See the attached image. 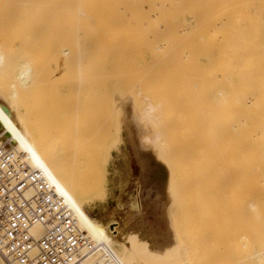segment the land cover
<instances>
[{"label": "rangeland", "instance_id": "1", "mask_svg": "<svg viewBox=\"0 0 264 264\" xmlns=\"http://www.w3.org/2000/svg\"><path fill=\"white\" fill-rule=\"evenodd\" d=\"M76 2V14L68 17L60 9L64 0H0V38L10 41L28 33L27 44L45 50L33 65L31 89L15 114L17 130L39 134L46 142L60 129L85 132L83 137L88 138L78 145L55 147L54 159L86 190L84 202L92 217L102 224L112 223L118 239L112 249L123 264H148L142 253L143 240L154 250L178 241L187 255L184 259L180 253L175 255L172 264H234L241 260L235 258L238 255L245 259L250 246L243 250L250 240L246 239H257L260 225L264 229V218L258 224L259 215L264 216V199L259 201L262 209L259 203L260 208L255 207L260 211L256 218L249 204L256 191L250 185L251 192L245 190L248 195L241 189L243 197L237 204L231 179L237 173L244 177L245 171L257 165L254 162L248 168L244 162L239 165L234 155L216 156L225 153L228 141L216 120L217 108L208 98L212 94L208 85L214 82L207 77L202 34L179 26L190 0ZM146 5L161 9L160 27L139 25L140 18L146 23L144 16L153 14V10H142ZM115 14L119 27L112 25ZM126 15L135 26L131 32ZM79 31L85 38L79 37ZM13 41L19 45L17 39ZM56 61L60 68L55 67ZM147 102L160 104L163 112H159L166 115L158 124L167 126L166 133L176 130L173 140L166 139L158 151L153 141L142 139L152 133L151 125L137 116ZM147 155H151L150 163ZM258 194L264 197L257 192L254 196ZM240 231L248 235L240 240L243 249L233 241ZM239 245L245 254L240 255Z\"/></svg>", "mask_w": 264, "mask_h": 264}, {"label": "bare ground", "instance_id": "2", "mask_svg": "<svg viewBox=\"0 0 264 264\" xmlns=\"http://www.w3.org/2000/svg\"><path fill=\"white\" fill-rule=\"evenodd\" d=\"M199 2L202 3L201 6L198 5ZM189 7L190 8L185 10L184 19L180 21L179 26L180 29H192L193 33L195 30L202 34L201 41L205 48L207 77L209 81L214 82L208 85L212 93L208 98L210 97V101H212V104L214 103L215 110L217 108L218 117L216 116V120L219 118L217 121H219L220 126L226 131V137L224 138H227L226 140L228 141L227 143V141L224 140L227 143V148L224 150L225 153L220 151L222 155L218 152L216 156H222L223 158V155H234L239 165H243L242 162H244L247 164L246 166H248V168L254 165V162L257 165H255L256 167L252 166L253 169H249L250 171L247 169L248 172L245 171L246 174L243 172L244 177L241 176V173H237L234 179V176L230 173V176H233L231 180L235 181L233 186L235 189L233 190V197H235V202L239 204V200L241 199L240 196L243 197V195H241L242 190L243 192H245V190L248 191L249 188H247V186L249 185L251 188L250 190L254 189L257 193L264 194V0H190ZM60 9L62 12L65 11L68 17H74L77 10V2L76 0H64V3L60 5ZM142 10H153V14L144 16L146 23H142L141 18H136L139 19V22L136 20L139 25L142 24L143 27L144 25L147 27H150V25L160 27L163 24V16H159L161 9L159 11L158 5H146L142 7ZM128 17L129 19H126L125 22H127V28L130 30L129 32H131L132 29L134 30L135 26H132L133 22L131 21V16H127V18ZM112 18L114 23L112 25L119 27V16L115 14ZM131 26L132 28L130 29L129 27ZM78 33L81 39L85 38L84 32L79 31ZM23 34L22 36H14L10 41L7 40V37L0 38V138L10 140L14 153L20 155L22 160L30 167L38 170L47 186L52 188L58 200L71 212L79 228L85 232L94 243H106L112 249L113 244L118 241V239H116V233H114V230L110 227L112 223L102 224L96 218L92 217L90 214L91 212L87 210V201L84 202L86 190L77 185V181L74 183L72 181L74 176L71 175V173L69 175L64 173L54 159L55 155L53 152L55 147L78 145V143L82 141V138H88L83 137L87 136L85 132L77 128L60 129L53 132L49 141L46 142L42 140L39 134H34L33 132L21 133L17 130L15 125V114H17L19 110V103L23 95L27 94L31 89L30 86L34 79L33 65L39 62L45 53L43 46H29L26 38L28 33ZM13 39H17L20 46L14 43ZM83 41L84 40H81V42ZM200 43L201 42H199V44ZM63 53L67 56L68 50L64 49ZM54 65L56 68H60L61 64L56 61ZM51 67L53 68V66ZM242 74H244L243 78ZM172 76V78H175L174 75ZM169 78H171V76H169ZM160 108L161 106L159 103L147 102L142 108L143 111H139L140 113L137 115L140 116V119L142 118L148 123L146 125H149V128L151 125V131H149L152 132L151 136H144L142 139L145 142L153 141L155 145L154 148L156 149L154 151H158L157 149L161 150L166 139L172 141V131L173 133L174 131L176 132L175 129L172 130L173 127H171L172 131L167 128L171 133L170 135L169 132L168 134L164 130L167 126H165V128L159 126L161 120L163 121V117L166 115L165 113L163 115L159 112L162 111ZM211 110L212 109H210V111ZM175 128L177 129V127ZM99 132L97 131V134ZM182 132L183 131H181V133ZM183 134L185 136L184 132ZM176 138L179 137L176 136ZM229 140H232V143H230ZM232 147L234 149L233 153ZM216 156L214 157L216 158ZM146 157L150 159V161L149 159L146 160L147 163H150L152 159L151 155H147ZM229 169H231V167ZM244 169L242 171H244ZM253 171L256 172V174ZM67 173H69V171ZM247 175L250 177L249 184L247 182L249 179ZM245 193L248 195V192ZM255 193H253L254 200H249V204L252 206L251 209L254 207V210H257L255 207H258L259 201H262L261 199H264V197L259 194V197L257 195L255 197ZM230 199L232 200V198ZM139 201L138 207H140ZM256 210V218H258L260 211L258 210L259 213H257L258 211ZM261 216L259 215V220H261V222L259 221V223L257 220L258 224H261L264 218V216ZM197 221L198 216L196 215L194 216V222L198 224ZM261 228L262 225H260L259 228L257 227V229L262 232L258 233V230V234L255 233L257 236L255 240H253V233H249L250 237L252 236L253 238L252 240L248 238V235L244 232L241 233L240 231L234 234V243H239L242 249L243 244L240 243V240L248 238L246 239L247 241L250 239L249 243L248 241H244V243L246 242V245L244 244V247L246 246V248L243 249L244 251L248 249L247 244L248 246L253 245L254 247L255 243V247L252 248L253 250L249 246V251L247 250L248 252H246V254L241 249L240 245V248L235 247V252L239 249L243 251L240 255L249 254V256H246L244 259L243 255L241 257L238 255L241 251L237 252L238 254L235 253L236 256L238 255L235 258H241V260H239L241 264L244 262V264H264V229ZM44 230L45 227L42 224H36L31 228V232L36 237L41 235ZM250 241H252V243L254 241V243L250 244ZM142 245L143 256L148 259L144 261H147L146 263L148 264L149 262L153 264H172L175 255L178 256L180 253L179 256L182 259L187 255L183 247H179L178 241L163 247L161 250L152 249L145 240H143ZM181 249L184 252H182L183 254H181ZM113 252L119 263L123 264L118 253L114 250ZM235 258L234 260L236 261ZM165 260H167V262ZM239 261H236L234 264H239ZM89 262L105 263L103 254L101 252H96L94 256L90 258ZM227 263L231 264L230 261Z\"/></svg>", "mask_w": 264, "mask_h": 264}, {"label": "built area", "instance_id": "3", "mask_svg": "<svg viewBox=\"0 0 264 264\" xmlns=\"http://www.w3.org/2000/svg\"><path fill=\"white\" fill-rule=\"evenodd\" d=\"M45 227L36 237L31 228ZM102 253L105 263L89 262ZM0 264H120L106 243H94L38 170L0 138Z\"/></svg>", "mask_w": 264, "mask_h": 264}]
</instances>
